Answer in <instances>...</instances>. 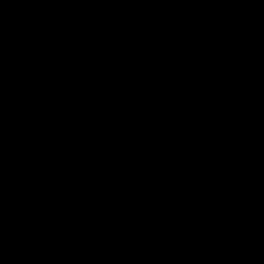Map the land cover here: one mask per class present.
Wrapping results in <instances>:
<instances>
[{
	"label": "water",
	"instance_id": "water-1",
	"mask_svg": "<svg viewBox=\"0 0 264 264\" xmlns=\"http://www.w3.org/2000/svg\"><path fill=\"white\" fill-rule=\"evenodd\" d=\"M0 264H264V0H0Z\"/></svg>",
	"mask_w": 264,
	"mask_h": 264
}]
</instances>
